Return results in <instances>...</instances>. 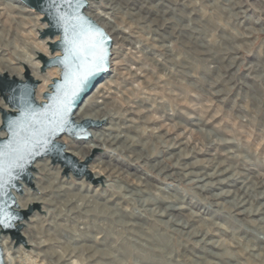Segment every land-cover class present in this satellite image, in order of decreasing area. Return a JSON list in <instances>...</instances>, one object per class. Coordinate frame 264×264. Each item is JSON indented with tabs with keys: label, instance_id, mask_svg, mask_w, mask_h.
<instances>
[{
	"label": "rangeland",
	"instance_id": "374dc122",
	"mask_svg": "<svg viewBox=\"0 0 264 264\" xmlns=\"http://www.w3.org/2000/svg\"><path fill=\"white\" fill-rule=\"evenodd\" d=\"M148 1L152 9L145 6L144 11H149L150 18L157 16L158 30L169 36L165 43L170 50L164 52L153 46L159 45L153 37L162 39L163 35L152 27H142L138 36L132 37L137 48L120 44L127 64L115 66L114 86L106 94L108 106L117 115L113 121L122 124L126 117H132L129 133L141 142L158 141L160 133L167 129L172 136L184 132L202 149L189 153L181 162H193L197 170L212 171L214 167L205 164L213 156L235 171L264 180V0ZM12 3L0 0V52L6 57L13 56L14 48L22 54L31 53L34 44L46 40L35 26L38 15L28 11L19 14ZM164 22L165 27H161ZM105 79L103 76L101 81ZM129 110L133 112L124 114ZM138 149L141 145L125 154L135 156ZM178 150L177 146L152 149L149 144L141 161L114 154L111 165L125 171L117 178V184L129 191L109 187L108 193L118 195L108 205L114 212V203L119 202L114 216L121 217L126 225L115 228L113 220L106 221L115 228L108 232L85 230L77 219L62 220L65 225L56 229L46 224L38 227L40 232L29 233L51 242L44 246L49 253L36 258L23 251L22 257L36 259L35 264H65L67 261L60 259L57 250L66 252L73 248V264H264V221L260 219L264 213L257 210L264 198L252 201V213L237 214L241 207H232L231 211L215 205L211 193L222 189L214 186L202 190L190 179L166 176L183 172L180 165L158 173L160 165L175 162L177 154H170ZM107 153L105 147L93 149L87 157H92L87 169L96 156ZM77 158L80 162L86 160ZM155 161L156 166L151 168L149 164ZM86 176L82 177L91 188L100 183L92 172L91 177ZM236 184L241 181L236 180ZM221 187L233 189L227 183ZM124 192L125 198L121 196ZM65 196L66 192L61 191L59 198ZM141 198L152 202L142 204ZM232 198L223 195L220 201ZM168 205L177 208L163 215L151 210H163ZM44 213L46 222L50 217ZM172 214L186 219L187 229L197 228L199 234L187 235L175 229L169 220ZM207 228L212 232L202 239ZM24 240L23 236L19 243ZM212 240H220L219 246L208 243ZM214 253L219 255L214 257Z\"/></svg>",
	"mask_w": 264,
	"mask_h": 264
},
{
	"label": "bare ground",
	"instance_id": "6f19581e",
	"mask_svg": "<svg viewBox=\"0 0 264 264\" xmlns=\"http://www.w3.org/2000/svg\"><path fill=\"white\" fill-rule=\"evenodd\" d=\"M12 1L14 2L12 3L13 7L17 9L19 14L23 11H28L38 15L35 24L38 32H42L48 26L46 22L41 20L43 13L39 12L34 7L27 5L23 0ZM175 1L176 3L178 2V0ZM87 2L88 8L86 7L85 12L106 29L107 33L113 40V44L110 48V67L107 69V71H109H105L107 73L103 74L107 79L97 83L95 88H92L91 91L86 94L79 106L73 112L72 118L77 123L89 120L95 122L94 125L101 124V126L90 125L87 128L89 133L87 138L74 137L68 133H64L56 140L64 145V150L66 152L73 156L76 155L81 160L86 159L85 161L90 158L87 157L91 155L93 149L105 147L109 153L103 155V157L102 154L100 157L96 156L94 161L89 164V170L93 173V178L99 179L100 183L91 188L84 177H79L78 180L74 179L73 173L70 170H66V166L61 162L54 161L51 156H44L34 161L31 167L32 184L22 181L21 190H14L16 198V205L14 207L20 210H27L32 206H37L35 209L39 210L34 209L27 218L17 223L21 224L23 228L22 235L25 237L24 243L17 242V239L11 237L9 233L0 234V246L3 250L4 264H35L33 262L36 259L32 260L31 257L29 258L28 256V258L26 256L25 258L22 257L23 251L28 252L32 256H36V258L46 256L49 251L44 249V246L51 242H47V239L43 236L29 233L30 231L37 232L38 227H42L46 224L54 226L56 229L65 225L62 220L66 221L69 219L72 221L77 219L83 224L85 230H100L108 232H110L109 229L114 230L118 225L123 226L126 222L121 217L114 216L115 213L119 211V202L114 203L116 207H114V212L110 211L112 206L108 205L112 197L117 196L118 194L114 195L113 192L108 193L107 190L109 187L112 188V186L116 187L120 192L123 189L125 191H129V189L126 187L123 188V186L117 184V178L124 174L125 171L111 165L112 156L114 154L119 156L123 155L132 161H141L143 160V152H145L143 150L146 147H149V144L152 149H155L156 147L170 148L173 146L180 148V150L170 154V157H175L177 154L175 162L173 164L164 163V165H160L158 173H163L164 171L171 170L173 167L180 165L184 170L183 172H170L167 173L166 176L173 177L178 175L180 178L190 179L196 183V187L202 190L210 189L214 186L222 189L219 192L211 193L215 205L222 208L227 207L229 210H231L232 207H241L242 209L236 212L237 214H249L253 211L251 207L252 201L257 197L264 198V189L257 190L259 187H264V180L253 179L252 176H248L241 171H235L230 166L218 162L213 156L207 158V164H205V166H213L214 169L212 171L197 170V165L193 162H181V158L189 153L202 149V146L200 147L198 142L194 143L193 138L187 136L184 132L172 136V132L167 129L160 133L158 141H152L149 139L141 142L138 136L129 133L128 129L133 126L134 121L132 117H126L125 122L122 124H118V121H113L117 115H115L113 108L108 106V103L110 102L107 101L109 96L106 94L109 91L111 92L110 89L114 86L112 78L114 76L113 72L116 69L115 66L127 64L124 61L127 56L123 55V49L120 44L129 43L131 48H137L132 37L138 36L142 27H152L155 33L163 35L161 37L162 39L153 37V40L158 41L159 44H153V46L162 48L164 52H168L170 48L168 47V44L165 43V39L169 38V36L159 32L157 16L155 15L156 17L154 16L150 18L149 11H144V7L148 6V3H150L148 0H87ZM180 3L182 4L184 2L181 1ZM148 7L150 8V6ZM151 7H153V5ZM163 14V16H165L166 10ZM164 24L165 22L161 24L163 25L161 27H165ZM1 33L2 32H0V35ZM56 39L57 37H47L41 44H34L31 53L25 52L22 54L20 53V49L14 48L12 50L13 56L6 57L0 52V74L7 73L10 77H17L20 80H24L25 73L28 71L34 79L40 82L35 89L36 99L38 102L45 101L46 98L44 97V93L51 91L52 80L60 75L61 68L59 66H53L54 69L50 67L47 70H42L41 62L38 57L41 53H44L48 57L59 54V51L52 52L49 49V42H53ZM119 57L122 58L118 61L117 58ZM130 73H137V71H131ZM10 109L9 104L4 100V97L0 93V136H6V132L1 128L2 110ZM132 112V110H129L128 112H124V114L127 113V115H129ZM120 127H123V129ZM138 145H141V149H138L139 151H137L135 156L132 154H125L127 151L132 152V148ZM186 148H189V150L187 151ZM157 162L158 161H155V163L149 164V166L153 168L156 166ZM127 175L128 174L125 176ZM236 180L241 181V184H236ZM138 182H140V180H138ZM226 183L233 187V189H224L221 187ZM97 189L100 190L98 191ZM63 190L66 192V196L61 200L59 197L60 192ZM254 190L257 191L254 192ZM125 195L126 192L121 194L123 198H125ZM223 195L233 196V198L220 201ZM140 201L142 204H147L151 200L148 198H141ZM247 204H249V206H246ZM263 206L264 201L261 202L259 208L257 207L259 213H264ZM174 208L177 207L168 205L167 208L163 210L156 208H152L151 210L157 212L159 215H163L167 210ZM42 213L45 214L46 218H48V216L50 217L46 222L44 221ZM260 219L264 221V218ZM111 220L114 221L115 228L107 225L106 221ZM169 220L173 221L175 229L184 234L192 236H197L199 234L197 228L187 229L188 221L184 218H177L175 214H172ZM163 221L166 222L168 220L166 219ZM211 232L212 231L207 228L202 239ZM111 238L113 239V237ZM208 243H212L214 246H219L220 240H212ZM25 248L31 251H28ZM48 248L50 247L48 246ZM227 251L230 252L229 250ZM57 253H59L60 259L67 261L65 264H73L72 261L70 262L71 257L75 256V250L73 248H70L66 252H58L57 250ZM218 255L219 254L214 253L213 256L216 257ZM47 264H51V262Z\"/></svg>",
	"mask_w": 264,
	"mask_h": 264
},
{
	"label": "water",
	"instance_id": "95a60500",
	"mask_svg": "<svg viewBox=\"0 0 264 264\" xmlns=\"http://www.w3.org/2000/svg\"><path fill=\"white\" fill-rule=\"evenodd\" d=\"M27 5L34 7L43 13L42 21L47 27L40 33L42 38L57 39L49 42L52 52L60 53L48 57L44 53L39 54L41 69L47 70L53 66H59L61 73L59 77L52 80L51 91L45 92L46 98L38 102L35 97V89L39 83L29 72L25 73V79L10 77L9 74H0V93L9 104L10 110H2L1 128L6 136H0V234L9 233L23 242L21 235V224L19 221L27 218L37 206L27 210L16 209V198L14 190L20 191L22 181L32 184L31 167L34 161L44 156H51L54 161L61 162L66 170L72 171L77 177H91L87 169V163L78 159L64 150V145L56 139L64 133L74 137L87 138V128L94 125L93 121L77 123L72 114L79 106L82 99L91 91L95 85L103 79V74L110 67V48L113 40L107 31L91 16L85 9L87 0H23ZM80 7L77 9L76 4ZM83 25L99 29L104 35L105 60L99 71H94L80 86L76 95L72 97L71 107L68 111L67 122L62 126L63 130L55 134H47L45 126L55 111L58 98L64 92H70L73 84V74L86 73V67H80L81 61L74 55L70 41L75 37L72 25ZM97 151V150H96ZM0 264H4L3 250L0 246Z\"/></svg>",
	"mask_w": 264,
	"mask_h": 264
},
{
	"label": "snow or ice",
	"instance_id": "6c2138e0",
	"mask_svg": "<svg viewBox=\"0 0 264 264\" xmlns=\"http://www.w3.org/2000/svg\"><path fill=\"white\" fill-rule=\"evenodd\" d=\"M71 0H69V3ZM80 7L77 2L76 8ZM75 37L70 41L74 55L82 63L80 67H86V73H74L70 92H64L55 106V111L45 126L47 134H55L63 130V125L67 122L68 111L71 107L72 97L76 95L80 86L86 81L88 76L94 71H99L105 60L104 35L99 29L84 27L83 25H72Z\"/></svg>",
	"mask_w": 264,
	"mask_h": 264
}]
</instances>
